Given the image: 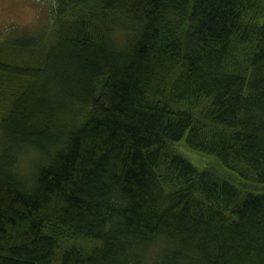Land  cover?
<instances>
[{
    "label": "trees",
    "instance_id": "16d2710c",
    "mask_svg": "<svg viewBox=\"0 0 264 264\" xmlns=\"http://www.w3.org/2000/svg\"><path fill=\"white\" fill-rule=\"evenodd\" d=\"M47 14L0 37V264H264V0Z\"/></svg>",
    "mask_w": 264,
    "mask_h": 264
},
{
    "label": "rangeland",
    "instance_id": "374dc122",
    "mask_svg": "<svg viewBox=\"0 0 264 264\" xmlns=\"http://www.w3.org/2000/svg\"><path fill=\"white\" fill-rule=\"evenodd\" d=\"M54 2L55 0H0V37L23 28H30L34 32L38 27H44L46 18H50L47 13ZM11 26L14 28H8Z\"/></svg>",
    "mask_w": 264,
    "mask_h": 264
},
{
    "label": "clouds",
    "instance_id": "9594fccd",
    "mask_svg": "<svg viewBox=\"0 0 264 264\" xmlns=\"http://www.w3.org/2000/svg\"><path fill=\"white\" fill-rule=\"evenodd\" d=\"M60 143L49 146V156L54 159L58 151L62 150ZM43 153L32 144H23L13 154V163L10 166V173L24 189H31L36 186L35 165L40 163ZM47 167L48 164L43 165Z\"/></svg>",
    "mask_w": 264,
    "mask_h": 264
}]
</instances>
